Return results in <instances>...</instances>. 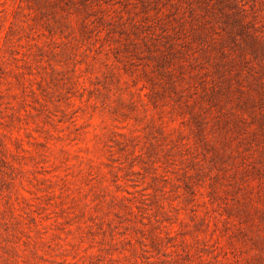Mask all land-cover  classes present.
I'll use <instances>...</instances> for the list:
<instances>
[{
	"label": "rangeland",
	"instance_id": "rangeland-1",
	"mask_svg": "<svg viewBox=\"0 0 264 264\" xmlns=\"http://www.w3.org/2000/svg\"><path fill=\"white\" fill-rule=\"evenodd\" d=\"M0 264H264V0H0Z\"/></svg>",
	"mask_w": 264,
	"mask_h": 264
}]
</instances>
